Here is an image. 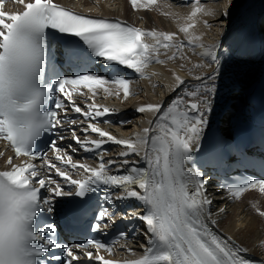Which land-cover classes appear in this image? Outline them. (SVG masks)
<instances>
[{
  "label": "snow or ice",
  "instance_id": "1",
  "mask_svg": "<svg viewBox=\"0 0 264 264\" xmlns=\"http://www.w3.org/2000/svg\"><path fill=\"white\" fill-rule=\"evenodd\" d=\"M18 2L23 11L13 14L3 10L5 0H0V139L8 142L16 157H28L42 164L14 166L13 157H8L12 170L0 171V264H41L49 255L60 264H79L82 259L88 264H120L105 259L100 251L111 255L114 244L135 238L134 228L120 230L108 244L90 238L65 245L58 241L57 228L48 219L58 198L84 200L101 188L105 190L100 199L111 208L99 206L91 231L103 232L112 227L118 215L122 221L142 222L147 241L143 255L127 264H264L248 259L244 248L210 228L209 222L217 221L213 219L207 181L202 170L190 167L193 153L201 151L214 111L221 56H230L231 50L219 53L220 44L195 43L189 33L195 27L193 23L180 28L187 38L185 43L178 42L175 33L144 31L118 20L77 14L53 0ZM130 4L133 9L147 10L157 5V0H130ZM234 6L235 0H229L218 21L225 29ZM198 11H193L189 20ZM53 47L60 48L63 63L58 64L49 56ZM197 48L203 51L196 53ZM186 49L198 54L214 71L195 75L198 83L174 96L167 105L138 106V113L150 112L155 117L149 121L150 127L143 129L142 136L122 140L99 126L101 122L112 123L102 118L114 110L95 102L97 90L112 95L114 86L115 95L122 92L123 100H127L133 95V81L124 74L125 70H131L137 79L146 78L145 71L151 64L165 63L161 55L168 60H186ZM174 78L173 91L186 83L179 76ZM81 88L91 93L83 107L73 95ZM69 111L80 117L69 118ZM78 124L86 126L64 127ZM77 131L84 134L83 139ZM45 132L55 138L41 150L37 141ZM66 132L78 147L62 145L68 138ZM89 133L98 138H90ZM109 142L121 150L118 158L105 160L108 149L104 146ZM69 150L94 152L97 166L74 162ZM48 152L54 153L60 164L50 161ZM133 155L140 159L131 161L129 157ZM68 169L82 170L87 175L74 179ZM257 187L264 193V178L226 186V191L239 199L246 190ZM42 190L49 195L42 197ZM129 200L136 201L140 208L117 212L116 202ZM224 211L218 209L219 213ZM259 215L264 217V212ZM55 250H60L61 255ZM126 251L131 254L133 250Z\"/></svg>",
  "mask_w": 264,
  "mask_h": 264
},
{
  "label": "bare ground",
  "instance_id": "2",
  "mask_svg": "<svg viewBox=\"0 0 264 264\" xmlns=\"http://www.w3.org/2000/svg\"><path fill=\"white\" fill-rule=\"evenodd\" d=\"M226 1L219 4L216 2H199L188 6V8L183 6L186 9L182 10L185 12L183 14H180L182 12L180 11L181 5L180 8L177 6L179 0H157V5L149 8V11H145V9L132 11L125 2H118L114 6L108 7L100 2L90 5L86 3V0L82 2L80 8L104 16L121 17L142 27L144 31L154 30L158 33H175L177 41L185 43L187 38L180 31V28L187 26L188 23H193L195 27L191 28L189 33L191 37L195 38V43H202L205 46L220 44L222 51L231 50L232 54L222 64L224 74H228L226 85L230 87L229 92L236 91L239 93L243 90L244 96H247L253 91L255 82L264 67V0H237L242 6L248 5L252 15L250 16L248 11H237L235 4L230 11L229 27L225 29V26L218 23V21L223 18L221 14L227 8L229 2L226 3ZM84 4L89 6L84 8ZM197 9H200V11L197 12L194 18L189 20L191 13ZM178 11H180L179 14ZM189 11L190 14L187 16ZM246 14L248 16L244 17ZM258 18H261L259 23L256 22ZM241 19L243 20L241 21ZM250 20L256 21L253 32H250V36H247L241 33V28H244ZM256 45L260 47L259 54L256 52ZM202 51V48L196 49V53ZM184 54L187 57L186 60H168L167 56L161 55L160 59L165 63H155L148 67L146 72L151 79L143 81L144 83L139 87L140 91H138L137 98L126 102V108L135 109L146 104H162L175 88V76H179L183 80H190L195 75L212 71L213 67L206 66L205 60L198 54H194L187 49ZM168 55H171V52ZM197 65L200 67H197ZM152 118L153 113H141L140 116H137L138 120L134 125H131L132 129H116L111 130V132H116L118 139L122 140L142 136L143 129L148 128L149 121ZM120 150L121 148L118 149L116 158ZM257 204L259 209L264 208V200L262 201L260 198L233 206L229 209L230 214L227 220L222 222L221 225L227 234V238H230L235 245L238 247L243 246L246 251L252 254L264 256V249L261 246L264 242V218L260 215H252L250 210H247V207H253Z\"/></svg>",
  "mask_w": 264,
  "mask_h": 264
},
{
  "label": "rangeland",
  "instance_id": "3",
  "mask_svg": "<svg viewBox=\"0 0 264 264\" xmlns=\"http://www.w3.org/2000/svg\"><path fill=\"white\" fill-rule=\"evenodd\" d=\"M229 2V0H227L226 1V3H228ZM239 1H237V0H235V4H236V10L237 11H248L249 13H250V16L252 15V12H250L249 11V9H248V5H246V6H242V5H240V3H238ZM225 3V4H226ZM238 3V4H237ZM217 4H219V3H217ZM128 10V9H127ZM150 9H147V10H145V11H149ZM180 11H182V10H180ZM180 11H178V14H179V12ZM183 12L184 11H182L180 14H183ZM185 13V12H184ZM130 13H129V10H128V15H129ZM187 15H188V12H187ZM248 16V14H246L244 17H247ZM139 19V18H138ZM132 20V19H131ZM243 19H241V21H242ZM208 27H209V25H208ZM254 28V27H253ZM241 29H243V28H241ZM138 91H140V88H139V90ZM132 127V126H131Z\"/></svg>",
  "mask_w": 264,
  "mask_h": 264
}]
</instances>
